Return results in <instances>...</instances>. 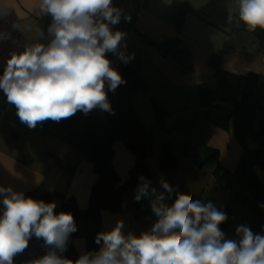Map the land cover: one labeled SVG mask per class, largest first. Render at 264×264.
Masks as SVG:
<instances>
[{
  "label": "crops",
  "instance_id": "crops-1",
  "mask_svg": "<svg viewBox=\"0 0 264 264\" xmlns=\"http://www.w3.org/2000/svg\"><path fill=\"white\" fill-rule=\"evenodd\" d=\"M122 3L123 0H112L113 6L120 9ZM173 3L180 4L185 11L181 35L172 25ZM0 4L10 8L9 14L0 18V33L6 34L5 38H0V75H3L11 54L21 52L24 45L35 38V33L24 30V26H39L45 33V39L40 42L47 43L51 17L33 11L39 0H0ZM237 9L238 0H145L136 21L131 24L137 34L132 31L127 47L121 46L125 55H134L129 63L137 62L140 77L150 84L147 94L138 92L133 95L132 106L141 124L152 135L154 154L145 160V165L150 172L147 180L158 193L164 191L160 184L163 179L181 193L192 195L202 203L210 202L216 208H224L232 197L225 180L213 175L217 168L213 170L210 163L215 162L210 158L197 167L191 149L198 146L217 152L219 164L230 175L235 172L242 156L232 122L228 131L219 130L205 121L204 111L199 106V86L212 88L215 85L214 70L208 64L209 56H218L220 67L226 72L256 74L258 95L264 105V46L243 24L237 26L235 21L227 22L229 15L235 14ZM14 24H20L22 31L14 28ZM110 27L112 31L118 30L116 25ZM175 38H179V45L188 51L191 58L192 70L188 73L181 72L176 60L168 56L166 45L162 47ZM164 48L167 49L165 56L162 55ZM106 57L111 61V67L119 71L122 61L111 52L106 53ZM105 91L113 107L116 95L107 87ZM149 99L169 113L167 133L155 128ZM89 113L104 121L107 112L96 108ZM164 143L171 144L173 155L180 157L175 168H160V150ZM183 144L190 146L191 155H183L182 151L179 155L174 154V146L180 150ZM112 153L113 169L123 183L134 166V156L119 141L113 143ZM66 166L74 168L72 173L65 169ZM254 171L264 186V169ZM95 180L96 174L90 162L81 159L71 147L45 136L43 123H38L35 128L22 123L16 107L0 90V187H11L32 199L30 194L34 192L50 195L56 207L63 198H73L78 208L85 210ZM137 186L122 196L118 211H101L102 232L111 230L117 221H123L125 234L139 235L150 230L157 219L150 206L153 197L137 201L134 198ZM254 201L264 205L261 200L255 198ZM2 209L0 203V214ZM244 213L245 205L241 202L231 204V220L224 232L226 238L239 240L236 228L243 225ZM233 219H236L234 229L231 228ZM72 244L78 258L88 252L84 240L75 239Z\"/></svg>",
  "mask_w": 264,
  "mask_h": 264
},
{
  "label": "clouds",
  "instance_id": "clouds-1",
  "mask_svg": "<svg viewBox=\"0 0 264 264\" xmlns=\"http://www.w3.org/2000/svg\"><path fill=\"white\" fill-rule=\"evenodd\" d=\"M9 10L0 4V18ZM33 11L51 17L47 43L40 42L45 33L39 26H24L35 38L21 52L11 54L0 75V90L16 107L19 120L35 128L78 111L87 115L99 108L114 114L105 88L114 93L126 81L111 67L106 53L124 63L134 55L121 50L127 34L110 26L117 25L122 15L125 20L130 16L113 6L112 0H39ZM234 21L251 32L264 29V0H238L237 12L227 20ZM13 27L22 31L20 24ZM5 36L0 33V38ZM140 181L134 198L153 197L150 206L157 219L150 230L125 234L123 221H117L111 230L95 237L97 245L102 243L98 251L84 252L74 262L61 255L70 234L77 230L72 214H54L55 202L0 187V264H13L33 236L51 248L30 264H264V235L239 225V240L228 239L219 227L227 214L212 203L181 193L169 205L166 199L173 189L166 181L161 179L164 191L159 193L145 178Z\"/></svg>",
  "mask_w": 264,
  "mask_h": 264
},
{
  "label": "trees",
  "instance_id": "trees-1",
  "mask_svg": "<svg viewBox=\"0 0 264 264\" xmlns=\"http://www.w3.org/2000/svg\"><path fill=\"white\" fill-rule=\"evenodd\" d=\"M185 11L178 4L171 5V19L174 30L181 35ZM252 35L261 46H264V29L259 27L252 31ZM179 38L165 42L168 48V56L176 60L177 66L183 73L192 70L191 58L188 51L181 47ZM208 64L214 70L213 79L215 85L207 88L199 86L197 98L200 108L204 111L205 121L215 128L228 131L230 123L233 124V131L242 150L235 172L230 175L218 162V154L213 151L211 160L217 164L213 172L215 177L225 180V176H231V181L226 185L233 187L239 192L235 198L233 191L231 199L224 208H217L227 214V220L219 225L225 232L231 220V204L235 201L245 205L247 202H254L264 211V205H259L254 199L264 202V186L259 183L255 175V169H264V105L262 97L258 95L256 74L235 75L226 72L220 67V58L216 55L208 57ZM118 73L126 83L121 84L115 90L116 100L112 107L114 114L106 113L105 120L88 113L78 111L70 118L62 119L59 122L51 120L43 122L44 134L62 144L71 147L81 159L87 160L93 166L96 180L90 189L88 207L80 210L73 198H63L59 207L54 209V214L60 212L71 213L76 231L70 234L66 250L61 254L64 258L73 262L78 255L72 242L75 239H82L88 252H96L102 247L94 242L98 233L102 232L100 213L102 210L116 212L119 209L122 196L131 191L141 181L140 177L146 180L150 172L145 165V160L154 154V144L150 130H147L139 121L132 106V97L135 93L147 94L150 84L140 77L138 63L120 62ZM154 116L155 128L164 133L168 132L167 118L169 113L154 100L149 99ZM115 141L121 142L126 149L134 156L135 162L127 180L120 182L112 166V145ZM183 155L190 154V146L183 144L180 147ZM180 157L173 155V147L164 143L160 150V168H175ZM195 165L201 167L203 164L193 158ZM65 169L72 173L74 168L66 166ZM222 173V176L219 174ZM173 192L166 199L171 203L181 192L171 186ZM168 196L167 193H165ZM35 200H43L51 203L52 197L41 193H31ZM51 246H44L42 239L33 236L28 241V247L17 254L13 264H30L44 256Z\"/></svg>",
  "mask_w": 264,
  "mask_h": 264
},
{
  "label": "water",
  "instance_id": "water-1",
  "mask_svg": "<svg viewBox=\"0 0 264 264\" xmlns=\"http://www.w3.org/2000/svg\"><path fill=\"white\" fill-rule=\"evenodd\" d=\"M132 31L133 34H137L134 27ZM166 54L167 49L164 48L162 51V55L165 56ZM191 152L193 157L198 159V161H200L201 163H205L213 156V152L211 150L198 146L193 147L191 149ZM212 168L213 170L217 168L216 163H212ZM220 175L222 176V173ZM230 180V176H225V184H228ZM230 190L233 191V196L235 198L239 196V192L235 191L233 187H230ZM243 225L249 226L254 234L264 235V211L252 202L246 203Z\"/></svg>",
  "mask_w": 264,
  "mask_h": 264
},
{
  "label": "built area",
  "instance_id": "built-area-1",
  "mask_svg": "<svg viewBox=\"0 0 264 264\" xmlns=\"http://www.w3.org/2000/svg\"><path fill=\"white\" fill-rule=\"evenodd\" d=\"M145 0H123L121 10L123 14L130 16V20H125L123 15L121 16L120 22L116 25L118 30L125 32L127 35L121 42V46L127 47V42L130 40L132 35V23L136 21L138 10L143 7Z\"/></svg>",
  "mask_w": 264,
  "mask_h": 264
},
{
  "label": "rangeland",
  "instance_id": "rangeland-1",
  "mask_svg": "<svg viewBox=\"0 0 264 264\" xmlns=\"http://www.w3.org/2000/svg\"><path fill=\"white\" fill-rule=\"evenodd\" d=\"M168 60H169V62H172L171 59H168ZM172 63H173V62H172ZM176 146H177V145L174 146V147H175V149H174V154H175V155H179V154H180V150H179L178 148H176ZM208 165H209V164H208ZM210 166H211V168H212V164H211V163H210ZM212 169H213V168H212ZM57 207H59V206H57ZM57 207H56V208H57ZM231 226H232L231 228L234 229V227L236 226V219H233V221H232V225H231Z\"/></svg>",
  "mask_w": 264,
  "mask_h": 264
}]
</instances>
